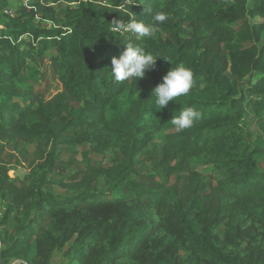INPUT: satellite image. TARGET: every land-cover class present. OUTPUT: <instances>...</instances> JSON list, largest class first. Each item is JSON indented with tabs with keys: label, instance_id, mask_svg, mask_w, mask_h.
Listing matches in <instances>:
<instances>
[{
	"label": "trees",
	"instance_id": "trees-1",
	"mask_svg": "<svg viewBox=\"0 0 264 264\" xmlns=\"http://www.w3.org/2000/svg\"><path fill=\"white\" fill-rule=\"evenodd\" d=\"M156 11L169 19L151 38L113 24ZM124 43L158 59L143 79L112 76ZM46 58L63 87L52 97L36 90ZM181 64L193 89L154 109ZM181 105L202 112L184 131L170 122ZM263 156L264 0H0L4 262L264 264Z\"/></svg>",
	"mask_w": 264,
	"mask_h": 264
},
{
	"label": "clouds",
	"instance_id": "clouds-1",
	"mask_svg": "<svg viewBox=\"0 0 264 264\" xmlns=\"http://www.w3.org/2000/svg\"><path fill=\"white\" fill-rule=\"evenodd\" d=\"M151 12V9H147ZM169 19V14L156 11L153 14L154 24L145 25L135 19L127 23L114 21L113 24L125 33L135 34L138 38H151L159 30L158 26ZM126 50L111 61V74L116 81H137L143 79L146 72L153 68L157 62L156 56L151 51H146L132 43H124ZM195 85L194 73L190 67L177 65L164 76L163 82L156 86L151 94L154 109L162 110L170 101H176L181 96H186ZM202 118V112L195 107L181 105L179 115L174 114L171 124L178 130L191 129Z\"/></svg>",
	"mask_w": 264,
	"mask_h": 264
},
{
	"label": "rangeland",
	"instance_id": "rangeland-1",
	"mask_svg": "<svg viewBox=\"0 0 264 264\" xmlns=\"http://www.w3.org/2000/svg\"><path fill=\"white\" fill-rule=\"evenodd\" d=\"M26 3H29V1L28 2L26 1ZM12 5H14V9H16L18 3H14ZM51 6L56 10V12L58 13L59 17H61L63 19L64 15H65L63 11L68 6H70V4L66 3V2H61V3H57V4H51ZM8 12H13V10H9ZM132 19L136 20L135 16ZM38 21H40V20L38 19ZM39 24H41L44 27H51L53 25L51 22H46V21L45 22L42 21ZM49 64H50V60H49V58H46V60H44V63H43V68H44V71L47 73V75H46L45 79L43 80V82H41V83L36 85V90L39 91V92H45L47 97H52L55 94H57L58 92L62 91L63 87H62L61 82L54 77ZM91 157L94 158V161L91 164L92 165H97L98 161H102L101 158H103L104 155H102V154H100V155L99 154H97V155L91 154ZM77 158L81 159V155L79 154L77 156ZM104 164L108 165V162H104ZM260 166H261L262 169H264V156L262 158H260ZM202 169H203L202 166L198 167L199 171H202ZM76 170H77V167H72V168L69 169V173L72 174ZM29 171H30V167L27 164H24L22 166L16 167L14 170L10 171L9 174H10L11 177H21V178H23L26 174L29 173ZM102 183H103V181H102ZM54 192L56 194L62 195L64 197L72 195V192H70V191H68L66 189H62L58 185L54 186ZM6 208H7L6 203L0 202V212L2 214L1 218H0V221L3 219V216L5 215ZM7 218H8L7 219V222H8L7 224L11 228V226L14 223V216L11 215V214H8ZM243 245L247 246L248 245V241L247 240L244 241ZM2 247H4V246H3V244L1 243V240H0V253H1V248ZM0 264H11V261L9 263L8 262H4L1 259V256H0ZM14 264H27V263L23 262L21 260H17V261H14ZM51 264H72V263H70L69 259L66 256H64L62 253L56 252L54 254V257L52 259Z\"/></svg>",
	"mask_w": 264,
	"mask_h": 264
},
{
	"label": "built area",
	"instance_id": "built-area-1",
	"mask_svg": "<svg viewBox=\"0 0 264 264\" xmlns=\"http://www.w3.org/2000/svg\"><path fill=\"white\" fill-rule=\"evenodd\" d=\"M1 215H2V214H1V212H0V218H1Z\"/></svg>",
	"mask_w": 264,
	"mask_h": 264
},
{
	"label": "crops",
	"instance_id": "crops-1",
	"mask_svg": "<svg viewBox=\"0 0 264 264\" xmlns=\"http://www.w3.org/2000/svg\"><path fill=\"white\" fill-rule=\"evenodd\" d=\"M11 264H14V262L11 261Z\"/></svg>",
	"mask_w": 264,
	"mask_h": 264
}]
</instances>
